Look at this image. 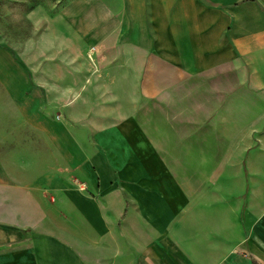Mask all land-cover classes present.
I'll return each instance as SVG.
<instances>
[{
	"label": "crops",
	"instance_id": "crops-1",
	"mask_svg": "<svg viewBox=\"0 0 264 264\" xmlns=\"http://www.w3.org/2000/svg\"><path fill=\"white\" fill-rule=\"evenodd\" d=\"M67 1L0 33V136L85 135L72 171L0 152V264H264V0Z\"/></svg>",
	"mask_w": 264,
	"mask_h": 264
},
{
	"label": "rangeland",
	"instance_id": "rangeland-1",
	"mask_svg": "<svg viewBox=\"0 0 264 264\" xmlns=\"http://www.w3.org/2000/svg\"><path fill=\"white\" fill-rule=\"evenodd\" d=\"M66 2L68 1L0 0V33L6 39L8 46L15 51H21L24 42L38 34V30H35L31 21L27 19L26 12L42 4L54 13ZM35 104L36 115H30L26 122L21 120L19 134L0 136V139L2 137L8 139L4 148L0 149L2 156L8 166H21L25 172L33 159L36 160V165H39L38 160L46 159L54 167H64L65 170L70 171L69 164H66V167L62 163L63 158H70L72 161L77 158V138L85 137L84 133L78 131L74 121L70 116L64 115L58 106L46 107L47 105ZM166 126V123L162 126L156 125L155 129L153 127V133L162 134L160 132ZM88 133L91 135V130ZM253 137L255 136H250ZM75 164H77L75 161L72 162L70 167H74Z\"/></svg>",
	"mask_w": 264,
	"mask_h": 264
}]
</instances>
